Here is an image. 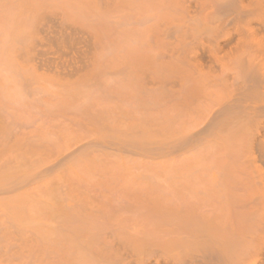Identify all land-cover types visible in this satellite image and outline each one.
<instances>
[{
	"label": "bare ground",
	"instance_id": "1",
	"mask_svg": "<svg viewBox=\"0 0 264 264\" xmlns=\"http://www.w3.org/2000/svg\"><path fill=\"white\" fill-rule=\"evenodd\" d=\"M161 6L171 14L152 36L173 64L162 85L168 98L201 104L162 146L163 158L180 160L178 179L166 181L161 197L116 216L84 211L66 191L46 193L21 221L22 249L35 264H264V0ZM54 28L49 20L35 24L25 44L26 62L50 86L54 41L75 35ZM48 172L50 165L24 172V180Z\"/></svg>",
	"mask_w": 264,
	"mask_h": 264
},
{
	"label": "rangeland",
	"instance_id": "2",
	"mask_svg": "<svg viewBox=\"0 0 264 264\" xmlns=\"http://www.w3.org/2000/svg\"><path fill=\"white\" fill-rule=\"evenodd\" d=\"M162 4L0 0V176L8 181L0 185L7 191L0 195V264H35L22 249L21 221L46 193H69L84 211L116 216L161 197L166 181L178 179L180 160L163 158L162 146L201 104L168 98L162 85L173 65L152 36L171 14ZM48 20L75 34L54 41L53 86L25 60L32 27ZM49 165L37 182L24 180Z\"/></svg>",
	"mask_w": 264,
	"mask_h": 264
}]
</instances>
